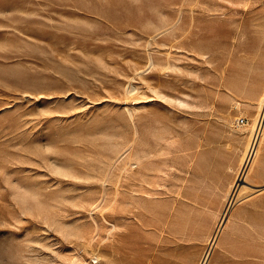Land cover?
Instances as JSON below:
<instances>
[{
  "label": "rangeland",
  "instance_id": "374dc122",
  "mask_svg": "<svg viewBox=\"0 0 264 264\" xmlns=\"http://www.w3.org/2000/svg\"><path fill=\"white\" fill-rule=\"evenodd\" d=\"M79 255L264 264V0H0V264Z\"/></svg>",
  "mask_w": 264,
  "mask_h": 264
},
{
  "label": "built area",
  "instance_id": "2783aa9c",
  "mask_svg": "<svg viewBox=\"0 0 264 264\" xmlns=\"http://www.w3.org/2000/svg\"><path fill=\"white\" fill-rule=\"evenodd\" d=\"M247 124V119L245 117H240V118H237L236 120V125L238 127H242V126H245Z\"/></svg>",
  "mask_w": 264,
  "mask_h": 264
},
{
  "label": "bare ground",
  "instance_id": "6f19581e",
  "mask_svg": "<svg viewBox=\"0 0 264 264\" xmlns=\"http://www.w3.org/2000/svg\"><path fill=\"white\" fill-rule=\"evenodd\" d=\"M96 256H97V255H96ZM75 257H76V256H75ZM75 257H74V258H75ZM78 257H79V259H82V260H83V258H81L82 256L79 255ZM77 259H78V258H77ZM77 259H76V260H77ZM83 261H84V263H85V260H83ZM83 261H82V262H83ZM76 262H77V261H76ZM80 263H81V262H80ZM80 263H79V264H80ZM84 263H82V264H84ZM77 264H78V263H77ZM85 264H86V263H85Z\"/></svg>",
  "mask_w": 264,
  "mask_h": 264
}]
</instances>
